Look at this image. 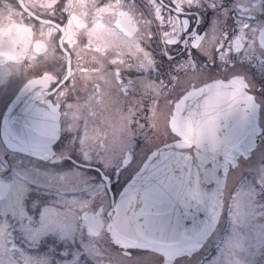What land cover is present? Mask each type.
Returning <instances> with one entry per match:
<instances>
[{
	"label": "flooded vegetation",
	"instance_id": "flooded-vegetation-1",
	"mask_svg": "<svg viewBox=\"0 0 264 264\" xmlns=\"http://www.w3.org/2000/svg\"><path fill=\"white\" fill-rule=\"evenodd\" d=\"M12 24L32 42L22 60L0 63V264H264V0H0V29ZM227 98L247 102L259 131L229 167L202 248L166 263L114 245L107 216L146 138H174L185 101L193 116L195 102L204 114ZM3 129L37 156L6 147Z\"/></svg>",
	"mask_w": 264,
	"mask_h": 264
},
{
	"label": "water",
	"instance_id": "water-1",
	"mask_svg": "<svg viewBox=\"0 0 264 264\" xmlns=\"http://www.w3.org/2000/svg\"><path fill=\"white\" fill-rule=\"evenodd\" d=\"M23 32L16 24L0 29V62L24 57L31 31L22 38ZM193 106V116L188 114V101L180 113L175 107L170 127L176 137L148 153L120 190L106 225L114 243L158 253L166 262L196 252L214 230L229 167L251 151L259 131L256 114L252 110L249 116L244 100H220L215 109L209 104L204 114L202 103ZM42 121L56 124L57 119L49 116ZM9 137L13 149L28 144V139ZM56 139L55 135L50 147ZM103 178L109 189V178ZM101 226L97 213L90 227L96 234Z\"/></svg>",
	"mask_w": 264,
	"mask_h": 264
},
{
	"label": "rangeland",
	"instance_id": "rangeland-1",
	"mask_svg": "<svg viewBox=\"0 0 264 264\" xmlns=\"http://www.w3.org/2000/svg\"><path fill=\"white\" fill-rule=\"evenodd\" d=\"M158 138H160V137H157V138H151V141H152V143H151V145L153 144L154 146L155 145H158V140H159V142H161L160 141V139H158ZM149 139L150 138H146V142L147 141H149ZM162 139V138H161ZM150 142V141H149ZM152 145V148L154 147ZM150 150V149H149ZM146 151H147V149H146ZM107 169H109V166H107ZM100 185V184H99ZM97 186L98 187V189H100V186ZM106 240V239H105ZM69 241V238H67V239H65L64 240V242L61 244V256H63V254H64V252H65V255H67V256H65V258L66 259H64V258H62L61 257V262H67V259H70V258H72V253L71 252H73L74 251V249L72 248V247H68V245L66 244L67 242ZM104 245H105V243H104ZM107 250H109L110 251V248L109 247H107ZM108 256V255H107ZM114 256V255H113Z\"/></svg>",
	"mask_w": 264,
	"mask_h": 264
}]
</instances>
